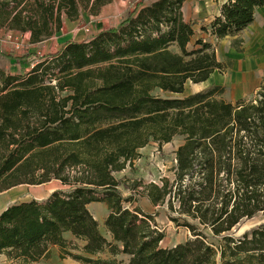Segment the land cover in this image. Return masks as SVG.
Wrapping results in <instances>:
<instances>
[{"label": "trees", "instance_id": "16d2710c", "mask_svg": "<svg viewBox=\"0 0 264 264\" xmlns=\"http://www.w3.org/2000/svg\"><path fill=\"white\" fill-rule=\"evenodd\" d=\"M114 1L0 0V30L28 33L38 44L62 29L64 17L97 15ZM131 1L117 27L63 44L26 73L0 69V193L52 181L70 187L6 208L0 255L5 264H33L57 247L61 259L82 264H264V222L233 232L264 215V85L235 102L222 98V86L153 95H182L188 82H207L226 66L185 21V0ZM263 7L264 0H228L202 32L218 41L238 37ZM177 137L184 141L174 180L138 183L125 197L114 173L151 142ZM137 196L166 205L191 237L162 247L165 234ZM92 203L107 205L109 238Z\"/></svg>", "mask_w": 264, "mask_h": 264}, {"label": "rangeland", "instance_id": "374dc122", "mask_svg": "<svg viewBox=\"0 0 264 264\" xmlns=\"http://www.w3.org/2000/svg\"><path fill=\"white\" fill-rule=\"evenodd\" d=\"M131 0H115L103 7L97 15L82 12L79 18L70 20L63 18L62 29L53 37L38 44L30 43V35L16 31L0 30V69L6 73L18 74L28 72L29 66L36 58L57 52L67 42H83L92 39L104 29L117 27L126 17ZM196 38H204L212 43L219 62L224 63L226 69L215 72L204 83L194 84L188 82L182 95L164 93L157 89L153 95L165 98H181L200 91L208 90L214 86H222L225 92L222 98L228 102H235L241 98H251L261 85H264V10L260 11L257 20L249 29L238 37H228L221 41L208 37L202 32L201 26L195 28ZM242 42L235 46L234 42ZM173 50H177L173 47ZM27 55L32 57L28 59ZM20 58L18 62L9 59ZM247 72V74H246ZM246 79V80H245ZM238 83V84H237ZM182 137H177L169 144L151 142L139 151V157L122 172L114 173L116 180L121 183L120 190L128 197L133 187L142 183L162 184L163 178L174 180L173 168L176 165V150L183 143ZM70 187L59 181L40 186H27L12 188L0 193V214L9 206L31 200H46L55 191H68ZM138 204L142 210L155 217L159 228L164 232L165 238L161 243L164 248H170L187 241L191 234L182 227H177L171 220L166 205L153 206L143 196H137ZM90 212L100 225L101 232L109 238L104 227L108 216L105 203H92L88 206ZM264 222V215H259L242 222L233 232L240 236ZM6 263V257L0 255V264ZM33 264H82L72 259H61L57 247L52 248L49 259H42Z\"/></svg>", "mask_w": 264, "mask_h": 264}, {"label": "crops", "instance_id": "0c3cea01", "mask_svg": "<svg viewBox=\"0 0 264 264\" xmlns=\"http://www.w3.org/2000/svg\"><path fill=\"white\" fill-rule=\"evenodd\" d=\"M227 1L228 0H185L182 9L184 19L186 22L191 23L193 25L194 30L198 26H201V28L207 27L213 22V20L217 16L220 15L221 8ZM263 10L264 7L257 10L255 14V21L247 29H249L252 25H254V23L257 20L258 13ZM206 35L208 37H211L209 34ZM18 187H23V186H18Z\"/></svg>", "mask_w": 264, "mask_h": 264}, {"label": "bare ground", "instance_id": "6f19581e", "mask_svg": "<svg viewBox=\"0 0 264 264\" xmlns=\"http://www.w3.org/2000/svg\"><path fill=\"white\" fill-rule=\"evenodd\" d=\"M246 74H247V72H246ZM246 80V79H245ZM238 84V83H237Z\"/></svg>", "mask_w": 264, "mask_h": 264}]
</instances>
